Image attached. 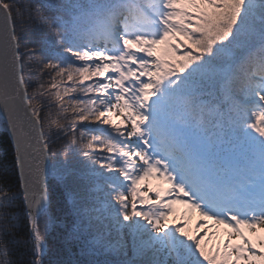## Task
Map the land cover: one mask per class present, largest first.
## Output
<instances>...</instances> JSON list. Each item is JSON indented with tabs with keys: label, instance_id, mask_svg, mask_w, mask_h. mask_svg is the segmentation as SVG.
Masks as SVG:
<instances>
[{
	"label": "snow or ice",
	"instance_id": "6c2138e0",
	"mask_svg": "<svg viewBox=\"0 0 264 264\" xmlns=\"http://www.w3.org/2000/svg\"><path fill=\"white\" fill-rule=\"evenodd\" d=\"M0 116V264H264V0H0Z\"/></svg>",
	"mask_w": 264,
	"mask_h": 264
},
{
	"label": "trees",
	"instance_id": "16d2710c",
	"mask_svg": "<svg viewBox=\"0 0 264 264\" xmlns=\"http://www.w3.org/2000/svg\"><path fill=\"white\" fill-rule=\"evenodd\" d=\"M13 157L14 151L9 137L0 130V162H6L9 165L11 171L7 175L9 176L10 182L18 185V175L14 167ZM54 159H63V157L57 154ZM76 183L81 186L87 185L86 175L83 173L78 175ZM49 184L50 191H53V185H55L51 209L55 223L46 231L47 254L44 257V264H87L90 257L82 251L83 245L81 242L71 235L74 218L70 213L72 205L69 193L63 185L51 180V178ZM73 197H75V194H73ZM12 210L19 213L18 234L23 238H27L28 226L27 218L24 215L23 201H17ZM11 258L16 264H27L31 259L22 245L14 250V255Z\"/></svg>",
	"mask_w": 264,
	"mask_h": 264
},
{
	"label": "water",
	"instance_id": "95a60500",
	"mask_svg": "<svg viewBox=\"0 0 264 264\" xmlns=\"http://www.w3.org/2000/svg\"><path fill=\"white\" fill-rule=\"evenodd\" d=\"M2 117V116H1ZM3 118V117H2Z\"/></svg>",
	"mask_w": 264,
	"mask_h": 264
}]
</instances>
